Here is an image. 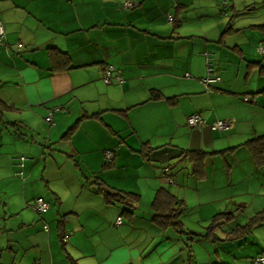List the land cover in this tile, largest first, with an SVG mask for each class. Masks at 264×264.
Listing matches in <instances>:
<instances>
[{"label": "crops", "instance_id": "0c3cea01", "mask_svg": "<svg viewBox=\"0 0 264 264\" xmlns=\"http://www.w3.org/2000/svg\"><path fill=\"white\" fill-rule=\"evenodd\" d=\"M253 1L0 0L6 31L0 44V264H188L187 257L197 264L203 247L193 246V235L248 246L254 232L236 241L226 232L221 239L218 229L195 234L183 219L188 235L150 220L144 227L136 221H146L138 209L110 202L99 185L143 194L145 183L151 200L161 189L174 194L171 186L180 180L173 167L154 165L166 150V161L181 151L202 152L194 158L205 165L177 159L192 163L193 174L205 181L211 155L234 161L227 162L229 179L246 149L253 170L245 177L264 176V164L245 146L264 135V53L257 51L264 48V0ZM243 8L250 14L242 17ZM208 60L222 79L211 91L201 84ZM108 68L113 76L106 84ZM154 93L161 99L153 100ZM195 114L233 127L226 133L192 128L188 118ZM168 167L173 180L164 174ZM258 184L264 207V180ZM224 188L214 185L215 199L228 204L233 192L217 193ZM200 193L198 187L184 194L187 214L192 205L197 209ZM39 198L50 205L40 217L32 207ZM252 240L259 252L237 258L233 250L231 256L215 251L219 263L251 264L264 255L263 240Z\"/></svg>", "mask_w": 264, "mask_h": 264}, {"label": "rangeland", "instance_id": "374dc122", "mask_svg": "<svg viewBox=\"0 0 264 264\" xmlns=\"http://www.w3.org/2000/svg\"><path fill=\"white\" fill-rule=\"evenodd\" d=\"M249 4L253 5L255 2L253 0H246ZM245 7V6H244ZM252 7V6H251ZM254 7V6H253ZM252 7V8H253ZM224 10V8H223ZM242 9V17L243 14H250L247 9L244 10ZM262 9L257 10L258 13ZM257 51H259L257 49ZM259 59L263 61V55H261L260 52H258ZM212 90V89H211ZM193 148H198V145H193ZM202 146V145H201ZM208 148V147H206ZM60 149V148H58ZM175 148H173L174 150ZM65 150V147L63 148ZM193 150H199V149H193ZM166 151H161L158 155H156V159H154L155 162H158L154 164L160 171L164 167H167L171 165L173 168V173L176 177L179 178L180 183L178 186H171V191L177 195L178 193L180 194V199L184 200V194L188 191V189H197L199 187L201 193L199 194L198 202H197V209H193V206H191V210L189 214H185L182 216V219L184 220L186 224V228L189 229L190 231L195 232V234H204L206 235L209 232L210 229V222L213 217L220 213V212H225L226 209L228 210H234L236 207L239 210V215L237 220H235L234 224H225L221 228H217V234L220 236L221 239L224 236V233L230 232L231 229L236 228L237 225L245 226L249 220L254 217L258 212H260L264 207L260 204V199L259 197L260 194V188L256 190V188L259 186L258 183H262L264 180L263 175H252V177L247 178L245 177V172L253 170L252 164H250L248 161H245V153H248V150H243L242 152L239 153V157L241 159L240 162H242V166H237L234 167L233 174L231 178L228 179V167H227V162L233 163L234 161L231 160L229 157H225L222 154H215L211 155V161L209 162L207 169H208V174L209 178L205 181H200L199 178H197L193 172H195V169L193 167V164L190 162L187 163H179L177 157H174L173 159H170V161H166V156L169 152ZM172 152V150H170ZM177 154V153H176ZM175 154V156H176ZM170 162V163H169ZM236 163V161H235ZM163 164V165H162ZM180 164V165H179ZM74 166V165H73ZM233 166V165H232ZM71 169V168H67ZM264 171L260 172L263 173ZM161 173V172H160ZM15 176L16 173H15ZM184 177H186L185 185H183L184 182ZM18 178V177H17ZM20 180V179H19ZM21 181V180H20ZM154 181V180H153ZM160 181V180H158ZM164 181V180H163ZM162 182V181H161ZM188 182L191 183L188 185ZM24 183V182H23ZM166 187L169 188V184L166 182H162ZM230 183V185H229ZM141 185L146 191L142 194L141 192L137 191L135 194L141 195L142 196V202L139 204L138 208V213L139 216L145 219L146 221L143 220H138L136 221L139 222L144 227H148L149 223L148 220L151 221L152 215V202L156 197V194H153V199L152 195L151 197L148 196V192H152V189L148 190L149 188L145 185V183H142ZM214 185H217L218 187L222 188L226 186V188L223 189L222 191L217 192L220 194L221 197H225L230 194V192H233V198L231 201L226 204V201H221L218 202L215 192L213 190ZM45 189L48 188L46 184L44 185ZM229 188V189H228ZM248 189H251V191H248ZM213 190V191H212ZM147 194V195H146ZM190 196V203L196 202V195L193 192H189ZM47 200V199H46ZM151 200V201H150ZM48 201V200H47ZM68 200L65 198V203L66 206L68 205ZM31 205V204H30ZM28 207V205H27ZM29 211L31 210L33 212V209L31 207H28ZM27 208V210H28ZM56 209V206H53V210ZM26 210V211H27ZM124 210V209H123ZM35 216L37 215L38 217L39 214L35 212ZM223 217H221L222 220ZM153 223V222H152ZM111 227V225H110ZM209 228V229H208ZM117 229V228H116ZM256 229V230H255ZM254 233L250 236H248V246L244 247L242 250V247L237 245V242H225L223 240H216V237L214 238V241L211 240H203V239H198L196 235H193L192 237L194 238L196 243H193L194 247L201 246L203 249L197 250V256L195 257L196 263L197 264H214L212 262H215L216 264H219L218 257L215 253V251L220 252L222 256H225V253H228L229 256H231L230 251H234L235 256L238 258V255L236 254H249L250 252H253L256 254L261 250V246L259 244L253 243L252 239L257 238V240L262 244V240L264 243V238L259 236L260 234L264 236V230H261L259 227L258 229L255 228ZM150 230V229H147ZM259 230V232H258ZM141 232V230H139ZM147 232V231H146ZM259 233V235H258ZM189 237L185 236V239L187 240ZM202 238V237H201ZM194 241V242H195ZM189 243V242H188ZM72 249V248H71ZM206 249L207 253L210 251L214 252V255H211L212 257H208V254L204 252ZM212 253V252H211ZM213 254V253H212ZM213 258V259H212ZM187 263L191 264L190 260L191 258L187 257L186 258ZM242 261V260H240ZM4 264V263H3Z\"/></svg>", "mask_w": 264, "mask_h": 264}, {"label": "trees", "instance_id": "16d2710c", "mask_svg": "<svg viewBox=\"0 0 264 264\" xmlns=\"http://www.w3.org/2000/svg\"><path fill=\"white\" fill-rule=\"evenodd\" d=\"M172 19V20H171ZM169 21L170 23H173L174 18L173 16L169 17ZM54 50H52L53 52ZM57 54V53H56ZM57 55H60L57 54ZM67 54L62 53L61 57L62 61L64 62H60L65 64V63H69L70 59L66 57ZM214 67V74L216 77L214 78H219V81H217L216 83L210 85L209 87H206V89L208 91H211L213 85L219 83L222 81L221 77L218 75L217 73V69L215 67V65L213 64ZM109 69V68H108ZM108 69L106 70V72L108 71ZM105 72V73H106ZM202 84V83H201ZM213 90V89H212ZM161 95L159 93H154V95L152 96V99L157 101L161 99ZM244 102L246 103H250L251 99L244 97ZM192 116H199L202 120H204L205 122H207L202 115L200 114H195ZM191 116V117H192ZM191 117H189L188 119H190ZM219 122H228L230 124V128L227 131H216L212 129V126L215 123H219ZM206 126H209L210 129H212L215 132H223L226 133L228 131H230L233 127V123L232 121H227V120H218V121H214L213 123H207ZM245 146H248V149L250 150V152L254 155L253 157L256 159V161L262 165L264 164V135L263 136H259L256 138L251 139L250 141H248ZM186 154H189V156H184ZM203 156L202 152H198V151H191L188 153H183L181 151V153L179 152V155L177 158H191L190 160L197 162L198 164H202L205 165L202 157H200L199 159H196L194 157L196 156ZM196 160V161H195ZM197 165V164H196ZM168 169L169 172L167 174V178L168 179H172L170 177V167L165 168L164 170ZM173 180V179H172ZM100 188L99 191L100 193H102L110 202H119L121 204H123L124 206H128V207H134V209H138L139 207V203L141 200V196L137 195V194H133V193H113L108 187H106L104 185V183H100ZM124 194V195H122ZM39 199H43V198H39ZM38 200V199H37ZM37 200L34 201L32 207L34 209L35 212L39 213L40 215L42 213L38 212V210L35 208V206H37ZM45 200V199H44ZM152 219L151 221L160 229H175L177 230L180 234L183 235H188L190 234L184 226V223L182 221V216L187 214V209L184 205V201L179 199L176 195L165 191V189H161L160 191H158L156 198L154 199V202L152 203ZM126 211V210H125ZM133 212V211H131ZM239 210L235 207L234 210H226L225 212H221L219 214H217L213 220H212V227H210L209 232L207 234V236H209V234L213 233V231L217 228L222 227L223 224H234L235 220H237L238 218V214ZM221 217L222 220H221ZM264 225V210L259 212L258 214H256L254 217H252L249 222L243 227L241 225H237L236 228L231 229L230 232H228V235L234 236L233 239H237L235 236L241 235L242 233H245V236H247V234L249 233H253L254 229L257 228L258 226ZM231 226V225H230ZM204 235H202L201 237H203ZM216 240H218V238H216ZM237 241V240H236ZM254 259V258H253ZM252 260V259H251ZM191 264L193 263V258H191L190 260ZM251 262V261H250ZM194 264V263H193ZM219 264H225V263H219Z\"/></svg>", "mask_w": 264, "mask_h": 264}, {"label": "built area", "instance_id": "2783aa9c", "mask_svg": "<svg viewBox=\"0 0 264 264\" xmlns=\"http://www.w3.org/2000/svg\"><path fill=\"white\" fill-rule=\"evenodd\" d=\"M130 6H131V4H130ZM5 36H6L5 27H4L3 23L0 21V44H2V41H3ZM259 51L261 53H264V48L261 47ZM214 72H215V70L213 67V63L210 62V60H208L207 77L205 79L201 80V83L203 85H205L206 87H209L210 85L219 81V78H214V77H216ZM112 76H113L112 70H110V68H109L108 71L105 73V76H104V81L106 84H109L111 82ZM188 77H190V76L188 75ZM120 81H122V79H120ZM47 121L50 123L52 122L51 118H48ZM188 125L192 128H196V127L206 126L207 122L202 120L199 116H192L190 119H188ZM229 128H230V124L228 122H219V123H215L212 126V129L216 130V131H227V130H229ZM110 157H111V155H110ZM23 160H24V158H23ZM168 172H169L168 169L164 170V174L166 176H167ZM17 175L22 176L23 174L20 173ZM35 208L38 210V212L44 213V212L48 211V209L50 208V205L45 200L38 199L37 200V206H35ZM117 224L118 225L122 224L121 218L118 219ZM1 234H2V231L0 229V235ZM251 264H264V255L252 259Z\"/></svg>", "mask_w": 264, "mask_h": 264}]
</instances>
